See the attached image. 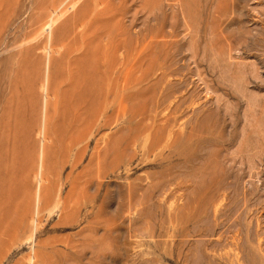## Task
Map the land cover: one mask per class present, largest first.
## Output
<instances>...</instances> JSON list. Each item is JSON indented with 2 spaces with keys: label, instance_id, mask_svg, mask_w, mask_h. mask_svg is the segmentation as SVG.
<instances>
[{
  "label": "rangeland",
  "instance_id": "374dc122",
  "mask_svg": "<svg viewBox=\"0 0 264 264\" xmlns=\"http://www.w3.org/2000/svg\"><path fill=\"white\" fill-rule=\"evenodd\" d=\"M0 264H264V0H0Z\"/></svg>",
  "mask_w": 264,
  "mask_h": 264
},
{
  "label": "bare ground",
  "instance_id": "6f19581e",
  "mask_svg": "<svg viewBox=\"0 0 264 264\" xmlns=\"http://www.w3.org/2000/svg\"><path fill=\"white\" fill-rule=\"evenodd\" d=\"M102 1V0H101ZM164 73V72H163ZM126 85H128V84H126ZM125 87V86H124ZM156 128V127H155ZM155 128H154V130H155ZM143 129V128H142ZM147 129V128H146ZM158 130V129H157ZM161 130V129H160ZM174 131V130H173ZM162 133V132H161ZM176 134H177V132H176ZM152 135V134H151ZM159 138V137H158ZM154 142V141H153ZM156 142V141H155ZM135 144V143H134ZM50 196H48V198H49ZM47 198V199H48ZM38 200H40V198L38 199ZM138 207V206H137ZM70 212V211H69ZM32 224V223H31ZM21 227V226H20ZM18 229H19V227H18Z\"/></svg>",
  "mask_w": 264,
  "mask_h": 264
}]
</instances>
